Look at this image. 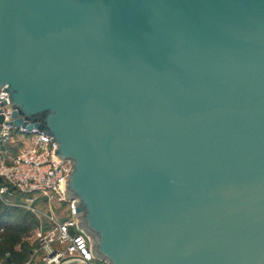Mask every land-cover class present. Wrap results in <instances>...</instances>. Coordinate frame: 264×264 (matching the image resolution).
<instances>
[{"label":"water","instance_id":"water-1","mask_svg":"<svg viewBox=\"0 0 264 264\" xmlns=\"http://www.w3.org/2000/svg\"><path fill=\"white\" fill-rule=\"evenodd\" d=\"M4 92L98 258L264 264V0H0Z\"/></svg>","mask_w":264,"mask_h":264},{"label":"built area","instance_id":"built-area-1","mask_svg":"<svg viewBox=\"0 0 264 264\" xmlns=\"http://www.w3.org/2000/svg\"><path fill=\"white\" fill-rule=\"evenodd\" d=\"M4 102H8L6 92L0 93V116L4 117L0 123V201L25 209L39 220L35 236L39 246L23 264H109L93 254V241L75 218V201L66 199L62 179L72 170L71 162L58 159V145L49 135L10 126L12 112H3ZM13 144H17L15 152L8 148ZM16 194L24 198L15 200ZM60 204L67 206L64 212H59Z\"/></svg>","mask_w":264,"mask_h":264},{"label":"trees","instance_id":"trees-1","mask_svg":"<svg viewBox=\"0 0 264 264\" xmlns=\"http://www.w3.org/2000/svg\"><path fill=\"white\" fill-rule=\"evenodd\" d=\"M19 211L21 209L5 206L0 201V229H4L0 232V259L4 258L0 264H23L33 250L27 239L31 237L32 230L37 229L39 221L26 210L25 214L14 222L13 217Z\"/></svg>","mask_w":264,"mask_h":264},{"label":"rangeland","instance_id":"rangeland-1","mask_svg":"<svg viewBox=\"0 0 264 264\" xmlns=\"http://www.w3.org/2000/svg\"><path fill=\"white\" fill-rule=\"evenodd\" d=\"M21 147V144H19V147L18 148H20ZM8 148H10L11 150H12V152H15L16 150L15 149H17V144L16 145H12V146H9ZM24 198V196H21V195H15V200H21V199H23ZM41 202H43V201H39L38 203H37V205L38 204H41ZM4 204V203H3ZM5 205V204H4ZM6 206V205H5ZM66 205L65 204H60V209H59V212H64V210H66ZM25 212H26V210L25 209H21V211H19L18 213H16L15 214V217H13V221L15 222L17 219H19V217H21V216H23L24 214H25ZM39 221V220H38ZM38 225H39V223H38ZM35 236H36V228L35 229H33L32 230V234H31V237H29L28 239H27V242L28 243H30V247L34 250V249H36L38 246H39V242L35 239ZM32 250V251H33ZM31 256H32V252L30 253V255H29V257H28V259H30L31 258ZM4 261V258H2V259H0V263L1 262H3Z\"/></svg>","mask_w":264,"mask_h":264}]
</instances>
